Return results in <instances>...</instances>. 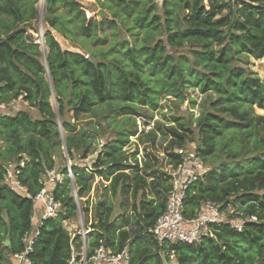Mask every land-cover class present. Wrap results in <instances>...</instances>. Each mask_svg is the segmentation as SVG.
<instances>
[{
  "label": "trees",
  "instance_id": "trees-1",
  "mask_svg": "<svg viewBox=\"0 0 264 264\" xmlns=\"http://www.w3.org/2000/svg\"><path fill=\"white\" fill-rule=\"evenodd\" d=\"M38 1L0 0V104L21 98L40 115L31 119L19 111L0 116V161L5 162L0 164V218L4 210L8 254L24 250L22 238L32 230L33 197L42 187V177L55 165L52 151L64 145L68 160L72 161L78 150L86 157L90 141L75 129L83 114L116 123V118L133 113L137 105L155 107L159 94L183 99L186 89L193 87L201 94H213L210 110L197 122L199 145L195 149L210 167L202 180L186 191L184 216L192 218L202 203L210 202L220 209L232 206L247 219L241 221V228L229 221L207 225L206 234L197 243L159 245L148 230L165 209L169 175L162 179L145 175L147 163L140 168L135 157L128 160L122 153L110 151L98 160L99 167L93 172L100 177L113 172L110 189L115 196L120 190L129 191L134 199L142 194L132 207L138 229L126 230V222L117 226L113 208L100 206L87 257L103 246L115 255L127 249L130 264H147L153 258L155 264H163L156 252L139 246L142 237H149L154 247L174 254L176 264H264V81L242 66L244 58L259 60L264 56V0H163L162 19L148 16L156 12L155 0H109L132 17L133 29L137 27L130 39L117 41L116 35L104 31L115 23L86 19L79 0H45L48 14L44 21L49 28L44 37V63L39 45L27 35L29 25L39 16ZM59 8L69 15L80 36L99 48L102 59L112 58L111 63L99 62L95 54L90 57L96 62L91 63L81 53L60 46L54 35L58 16L52 15ZM99 30L104 33L102 38L97 36ZM186 46L190 57L181 55L173 60L167 55L169 48ZM111 50L121 56L113 57ZM64 82L72 90L80 88L75 101L60 97ZM53 92L56 108L49 100ZM58 124L65 132L63 138ZM178 127L184 130L182 124ZM184 141L181 136L177 148L184 147ZM119 145L113 141L111 148ZM168 157L172 167L181 163L175 152ZM20 159L24 167L18 179L30 197L2 183L6 163ZM71 173L79 188L77 196L82 198L87 182L76 167ZM62 174H68L66 168ZM148 178L154 187L151 200L143 197ZM53 185L50 189L61 207L55 218L41 222L28 253L32 264H67L73 252L80 251V235L72 238L62 226V221L76 216V202L69 187L60 181Z\"/></svg>",
  "mask_w": 264,
  "mask_h": 264
},
{
  "label": "rangeland",
  "instance_id": "rangeland-1",
  "mask_svg": "<svg viewBox=\"0 0 264 264\" xmlns=\"http://www.w3.org/2000/svg\"><path fill=\"white\" fill-rule=\"evenodd\" d=\"M136 1L139 2L141 0ZM79 2L82 4L84 14L85 12H89L90 15H93L92 19L100 20L104 18L115 23L114 27H104V31L106 34L110 33L112 35L113 33L114 36L116 35L118 37L116 41L118 39H130L131 34L137 33V27L135 26V29H133L132 17L127 16L126 12L116 3L109 0H79ZM162 3L163 0L154 1L156 12L153 11V13L149 14V18L154 15L161 19L163 18ZM102 5H107L109 7L108 10L103 9ZM36 7L39 11V16L29 25L27 35L33 42L39 45L43 53L41 61L44 63V56L47 53L44 45V37L46 30L49 28L44 21V18L48 14L45 0H39ZM100 11L104 12V16L99 18L97 13ZM52 15L58 16V22L56 24L57 32L54 35L63 49L81 53L85 57L94 56L95 54L98 61L105 64L112 62V58L110 57H106L108 60L102 59L101 54H98L100 51L99 48L95 47L90 40L80 36L75 26L69 22V15L62 8L57 9ZM130 29L131 31L128 32ZM97 36L102 38L104 33L99 30L97 31ZM101 49L106 50L105 46H102ZM188 51V46L180 50L169 48L167 49V55L173 60H176L181 55L190 57ZM109 54L113 57L121 56V54H118L114 50H111ZM242 66L255 72L260 80L264 81V56L259 60L244 58L242 60ZM46 79L49 81V76H46ZM79 89L72 90L68 83L64 82L60 87L59 95L63 101H75ZM212 99V93L201 94L197 89L188 87L183 99L159 94L156 98L155 107L151 108L150 106L137 105L133 113L116 118V123H108L102 120L101 117L91 116L89 114H83L77 120L76 131L82 133L90 141V148L86 157H83V150H78L74 153L73 160H68L67 162L65 161L62 147L53 150L51 156L55 163L53 170L55 171L56 177L64 187H69L70 196L73 197L77 206L76 216L67 221H62V226L71 236L80 235L79 233L84 229L85 233L89 230L90 233L87 234L88 236L86 235V240L88 241L87 253L90 249V242L95 237L97 231L95 227L97 224L98 208L100 206L112 207L114 212L113 220L116 222V225L120 226L126 222L125 229L130 232H135L138 227L134 225L133 216L135 214H133L132 207L139 203L140 197H142L140 193L139 197L134 199L127 190H120L118 195H113L110 189V179L113 172L108 177H100L93 172L96 169L94 167H99L98 160H103L106 153L110 151L113 153H122L128 160L135 157L141 165L140 168L143 163H147L148 168L146 172H143L145 175L154 174L162 179L163 175H168L172 168L168 155L169 153L175 152L181 136L185 137L184 147L192 149L198 147L199 130L197 128V122L202 114L210 110ZM49 100L51 106L56 108L57 97L54 92ZM4 106L5 111L3 115H12L23 111L31 119L40 118L38 111L28 107L21 98ZM70 121L72 122L73 120ZM178 123L183 125L184 130L178 127ZM58 128L63 138L65 132L62 131L60 124H58ZM173 131H176L181 136L175 135ZM113 141H119L120 145L118 148H111ZM18 162L24 165L23 159H20ZM3 163L5 162L0 161V164ZM207 166L210 167L208 164ZM72 167L79 169V176L87 182L88 189L82 198H78L77 196L79 188L76 186L75 177L71 173ZM65 168L68 171L67 175L62 174ZM69 171L71 174H69ZM67 177H69V180H67ZM44 180L45 183L51 182L49 176H45ZM148 182L149 186L144 190L143 197L151 200L153 199L154 187L151 184V178H148ZM54 185L52 184L50 187L53 189ZM19 193L25 195L23 191H19ZM38 203L35 205L36 211L42 207V204L40 205ZM221 212L226 220L225 222L229 221L234 227L239 225L237 228H241V221L247 219L241 211H238L232 206L221 209ZM7 227L8 218L3 210L0 218V256L3 257V264H12L13 258L8 254L7 250L10 245ZM6 242H9V244L7 245ZM151 242L152 240L149 237H142L138 241L139 246H147L153 252H156L162 258L163 264H176L174 254L170 253L167 249H157ZM147 264H155V259L149 260Z\"/></svg>",
  "mask_w": 264,
  "mask_h": 264
},
{
  "label": "built area",
  "instance_id": "built-area-1",
  "mask_svg": "<svg viewBox=\"0 0 264 264\" xmlns=\"http://www.w3.org/2000/svg\"><path fill=\"white\" fill-rule=\"evenodd\" d=\"M223 1L239 2L242 0ZM85 14L87 19L93 18V15H90L89 12H85ZM4 111V104H0V116L3 115ZM175 153L179 155L181 163L176 167H172L168 173L169 189L166 193L165 209L153 227L148 230L151 238L159 245L197 243L206 234L207 225H219L226 221L220 207L210 202L202 203L192 218L188 219L184 216L183 202L186 191L195 183L202 180L208 167L197 155L195 149L181 147L176 148ZM23 166V163L19 162L7 163L4 166L5 174L2 183L12 191L16 193L23 191L25 196L30 197L18 179L20 168ZM69 174H71L70 171ZM45 176H49L51 182L45 183ZM56 181H59V179L56 177L55 171L51 170L47 172L40 180V184L42 185L41 189L33 197L34 204L37 202H41L42 204L43 213L41 222L46 219L55 218L57 211L61 207L60 203L55 201L52 190L50 189V186ZM41 222L37 229L24 234L22 238L24 250L11 255L13 258L12 264H32L28 258V253L32 251V245L39 234L38 228ZM88 233H90L89 230L85 233V229L79 233L81 237L80 251L78 253L73 252L67 264H130L127 249L115 255L110 250L105 249V247L99 246L94 249L90 257H87L88 241L86 240V235ZM73 237L75 235H72Z\"/></svg>",
  "mask_w": 264,
  "mask_h": 264
},
{
  "label": "crops",
  "instance_id": "crops-1",
  "mask_svg": "<svg viewBox=\"0 0 264 264\" xmlns=\"http://www.w3.org/2000/svg\"><path fill=\"white\" fill-rule=\"evenodd\" d=\"M38 204L41 205V202H39ZM35 205L33 206V213H32V230H35L37 229L38 225L40 224L41 222V216H42V207H40L41 209L39 210H35ZM36 213V214H35Z\"/></svg>",
  "mask_w": 264,
  "mask_h": 264
},
{
  "label": "water",
  "instance_id": "water-1",
  "mask_svg": "<svg viewBox=\"0 0 264 264\" xmlns=\"http://www.w3.org/2000/svg\"><path fill=\"white\" fill-rule=\"evenodd\" d=\"M97 15L100 18V17L104 16V12L100 11V12L97 13ZM85 58L88 59V61L91 62V63H95L96 62V58H94V57L86 56ZM63 150H64L63 152H64L65 160L68 162V158H67V155H66V151H65V146L64 145H63ZM6 244L8 245L9 242H6Z\"/></svg>",
  "mask_w": 264,
  "mask_h": 264
}]
</instances>
